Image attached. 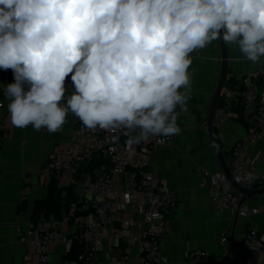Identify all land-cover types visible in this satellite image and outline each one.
Segmentation results:
<instances>
[{"label":"clouds","instance_id":"obj_1","mask_svg":"<svg viewBox=\"0 0 264 264\" xmlns=\"http://www.w3.org/2000/svg\"><path fill=\"white\" fill-rule=\"evenodd\" d=\"M216 40L264 68V0H0L10 122L51 134L71 112L90 130H138L129 144L177 135L191 54Z\"/></svg>","mask_w":264,"mask_h":264},{"label":"built area","instance_id":"obj_2","mask_svg":"<svg viewBox=\"0 0 264 264\" xmlns=\"http://www.w3.org/2000/svg\"><path fill=\"white\" fill-rule=\"evenodd\" d=\"M71 74L66 77V95L75 91ZM14 82L11 69H0V109L6 110L5 125L0 126V147L10 138L7 126L9 101L4 97L7 84ZM222 103L214 113V126L220 127L228 118L241 116L248 125L247 135L232 149L233 181L248 189L264 186V172L256 171L258 157L248 154L249 144L264 136V68L247 73L240 89L224 88ZM241 107L239 114L235 105ZM46 130V129H44ZM47 131V130H46ZM129 130L87 129L73 114V129L64 151L53 150L46 169L55 178L63 196L71 194L69 208L58 216L50 214L30 221L20 241L27 245L28 264H50L55 245L65 252L59 264H94L98 252L109 240L107 256L115 264H127L133 255L136 264H158L162 261V242L170 232L169 214L177 207L168 183L152 169L156 149L172 143L170 137H150L139 144L127 143ZM200 175L207 177L216 207H232L249 218L262 216L264 205L244 208L238 191L224 170L212 171L198 165ZM29 180L28 177L25 178ZM66 200H64L65 202ZM223 232L221 240L228 241ZM80 250L68 257L73 244ZM207 251L188 248L186 257L198 263ZM230 264H264V231L248 225L240 246L227 258Z\"/></svg>","mask_w":264,"mask_h":264},{"label":"crops","instance_id":"obj_3","mask_svg":"<svg viewBox=\"0 0 264 264\" xmlns=\"http://www.w3.org/2000/svg\"><path fill=\"white\" fill-rule=\"evenodd\" d=\"M227 45L230 58L224 88L238 90L243 77L262 66L245 60L237 45ZM191 56L188 111L181 113L177 121L181 131L172 143L159 147L152 156V169L168 183L177 201V207L169 214L170 232L162 242V254L167 264H230L224 260L225 255L240 246L248 225L264 231L263 219L258 214L243 217L232 207H216L208 178L198 172V165H205L212 171L221 169L207 133L208 111L222 69L219 40ZM234 105V110L240 114L241 107ZM5 114V108L0 109V126L6 124ZM7 126L11 136L0 147V264H28L25 259L28 247L20 241V236L30 221L44 215L38 202L47 197L50 189L52 177L46 169L48 157L55 149H66L73 129V114L68 113L62 130L51 134L44 129L35 131L31 125L18 129L10 121ZM247 133L248 125L241 116L228 118L222 126L216 127L221 150L230 167L233 146ZM248 154L258 157L256 171L262 174L264 136L249 144ZM263 205L264 194L243 203L244 208ZM223 232L229 237L226 242L221 240ZM109 243L106 240L94 264H115L106 254ZM188 248L205 250L207 256L193 263L186 257ZM64 252L62 244L55 245L50 264H59ZM127 264H136V256L133 255Z\"/></svg>","mask_w":264,"mask_h":264},{"label":"water","instance_id":"obj_4","mask_svg":"<svg viewBox=\"0 0 264 264\" xmlns=\"http://www.w3.org/2000/svg\"><path fill=\"white\" fill-rule=\"evenodd\" d=\"M219 42H220V47H221L222 69H221L219 82L217 84L215 93L212 97V101H211L209 111H208L207 133L209 136V140H210L214 155H215L216 159L218 160V162L220 163L221 169L224 170V172L227 174L228 178L232 180L234 187L238 191H240L244 194V196L240 200V206H242L246 199L264 194V186L259 187V188H255V189H248V188H244V187L240 186L238 183L233 181V177H232V173H231V167H230L228 161L226 160V158L224 157V153L221 150L219 140H218L217 135H216V127L214 126V122H213L214 113H215V110L217 108L218 102L220 100L221 92H222V89L224 87V84H225V81L227 78L228 67H229V58H230L227 43L223 42L222 40H219ZM231 251L232 250H230L225 255L224 260H227Z\"/></svg>","mask_w":264,"mask_h":264},{"label":"trees","instance_id":"obj_5","mask_svg":"<svg viewBox=\"0 0 264 264\" xmlns=\"http://www.w3.org/2000/svg\"><path fill=\"white\" fill-rule=\"evenodd\" d=\"M222 103V99L220 98L218 105ZM64 200H66L64 202ZM72 200L71 194L67 197L63 196L61 189L58 187L57 180L55 178L51 179L50 189L47 197L38 202V206L40 205L43 208L44 215L49 216L50 214H55L60 216L63 211L69 208V202ZM80 250V245L75 242L72 246L71 251L68 253V257H74Z\"/></svg>","mask_w":264,"mask_h":264}]
</instances>
